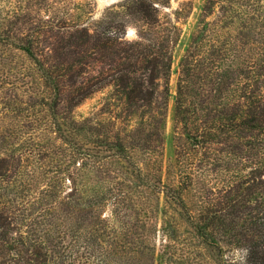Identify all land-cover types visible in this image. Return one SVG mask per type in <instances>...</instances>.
Instances as JSON below:
<instances>
[{
	"label": "trees",
	"instance_id": "16d2710c",
	"mask_svg": "<svg viewBox=\"0 0 264 264\" xmlns=\"http://www.w3.org/2000/svg\"><path fill=\"white\" fill-rule=\"evenodd\" d=\"M39 1L45 0L34 4ZM220 2L210 0L205 13L212 15L211 5ZM168 4L122 0L99 20L90 16L91 3L78 4V20L66 13L46 19L20 6L2 18L0 46L28 58L35 82L46 90L33 98V106L49 113V132L65 141L63 122L107 86L114 89L118 118H139L132 139L90 120L73 121L81 136L93 138L94 149L78 148L80 177L112 160L135 169L140 150L145 163L157 167V193L173 207L174 214L163 212L164 240L184 245L185 230L196 240L188 257L209 249L220 256L219 264H264V1L257 10L255 43L241 41L240 30L229 29L232 7L222 8L213 30L203 24L193 37L179 65L175 158L165 169L171 69L182 37V9L175 11L176 20L161 16ZM50 9L46 14L53 13ZM128 27L136 30L135 40L127 39ZM5 170L0 163V184ZM219 180L220 188L214 186ZM86 192L85 182L78 183V194ZM98 226L95 213L88 212L78 216V230L62 231L54 242L50 231L14 230L13 212L0 203V264H155L150 253L142 259L107 245L102 239H118L100 233Z\"/></svg>",
	"mask_w": 264,
	"mask_h": 264
},
{
	"label": "rangeland",
	"instance_id": "374dc122",
	"mask_svg": "<svg viewBox=\"0 0 264 264\" xmlns=\"http://www.w3.org/2000/svg\"><path fill=\"white\" fill-rule=\"evenodd\" d=\"M209 1L168 0V6L160 9L162 18L168 14L175 20L178 18L175 11L182 9V16L178 19L182 37L174 53L165 123V169L175 158L173 111L179 65L198 30L206 24L210 25L209 30H213L222 8L232 7L230 16L233 24L230 23L229 29H239L237 36L243 42L253 44L259 39L254 27L258 24L257 10L264 0H223L212 4L213 14L207 15L204 10ZM79 3L92 4V20H99L111 7L103 0H45L37 5L34 0H0V30L3 28L2 18H7L20 6L38 10L46 19L47 16L60 18L66 13L78 20ZM49 8L53 13L46 14ZM126 37L130 41L135 40L136 30L128 27ZM31 68L25 55L13 48L0 46V163L6 168L4 182L0 184V203L8 204L13 212L17 224L14 230L50 231L52 241L57 242L54 238L60 232L78 230V216L84 217L93 211L99 223L96 230L118 239H102L107 245L131 250L142 259L149 258L150 253L155 264H219L220 256L209 249L201 257L195 254L188 257L191 242L196 240L185 230L181 232L184 245L183 242L174 244L163 239V212L167 209L169 214H174L173 207L157 193V167L148 166L140 150L136 151L138 167L135 169L125 162L118 165L112 160L107 167L104 163L96 164L95 169H99H91L86 176L80 177L82 173L78 168L83 161L78 160V148L84 145L94 149L93 138L81 136L73 121L78 124L90 120L94 126L103 124L114 132L123 131L121 136H130L131 139L133 131L140 126L139 118L128 121L118 118L114 89L107 86L98 90L74 109L71 121L63 122L62 126L66 142L60 134L49 132L52 128L49 113L40 106H33V98L42 97L46 90L41 82H35ZM120 165L125 169L119 171ZM143 178L145 181L148 179V183ZM81 182L87 185L84 195L78 194V183ZM214 186L220 188L222 182L219 180Z\"/></svg>",
	"mask_w": 264,
	"mask_h": 264
},
{
	"label": "water",
	"instance_id": "95a60500",
	"mask_svg": "<svg viewBox=\"0 0 264 264\" xmlns=\"http://www.w3.org/2000/svg\"><path fill=\"white\" fill-rule=\"evenodd\" d=\"M108 6H111L118 2V0H103Z\"/></svg>",
	"mask_w": 264,
	"mask_h": 264
}]
</instances>
